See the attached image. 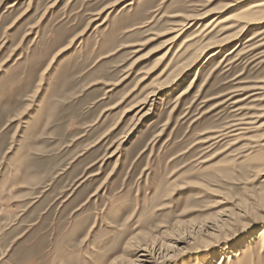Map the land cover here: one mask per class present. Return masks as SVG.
Segmentation results:
<instances>
[{"label":"rangeland","instance_id":"1","mask_svg":"<svg viewBox=\"0 0 264 264\" xmlns=\"http://www.w3.org/2000/svg\"><path fill=\"white\" fill-rule=\"evenodd\" d=\"M260 3L0 0V264H264Z\"/></svg>","mask_w":264,"mask_h":264},{"label":"bare ground","instance_id":"2","mask_svg":"<svg viewBox=\"0 0 264 264\" xmlns=\"http://www.w3.org/2000/svg\"><path fill=\"white\" fill-rule=\"evenodd\" d=\"M261 6H264V3H260V4H255V5H253L251 8H253L252 10H254L255 8H260ZM247 10V9H246ZM248 12V11H247ZM258 12V11H257ZM260 12V11H259ZM255 13V12H254ZM259 15H264V12L263 13H260ZM250 17V16H249ZM253 17V16H252ZM251 17V18H252ZM239 18H241V17H239ZM246 18V20H250L248 17H245ZM245 18H242L243 20H245ZM249 23H251V22H249ZM152 96H154V95H152ZM140 112H142V111H140ZM264 232H262V234H263Z\"/></svg>","mask_w":264,"mask_h":264}]
</instances>
